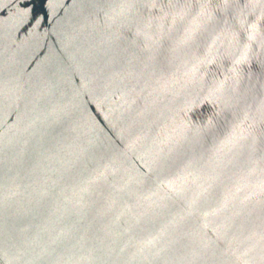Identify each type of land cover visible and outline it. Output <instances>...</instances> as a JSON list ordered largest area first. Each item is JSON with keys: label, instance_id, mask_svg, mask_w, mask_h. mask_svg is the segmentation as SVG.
Instances as JSON below:
<instances>
[{"label": "water", "instance_id": "obj_1", "mask_svg": "<svg viewBox=\"0 0 264 264\" xmlns=\"http://www.w3.org/2000/svg\"><path fill=\"white\" fill-rule=\"evenodd\" d=\"M0 264H264V0H0Z\"/></svg>", "mask_w": 264, "mask_h": 264}]
</instances>
